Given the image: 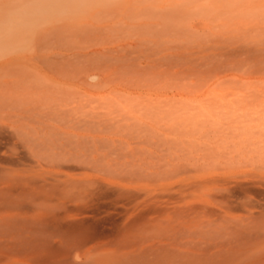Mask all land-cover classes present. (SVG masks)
Listing matches in <instances>:
<instances>
[{
    "label": "rangeland",
    "instance_id": "1",
    "mask_svg": "<svg viewBox=\"0 0 264 264\" xmlns=\"http://www.w3.org/2000/svg\"><path fill=\"white\" fill-rule=\"evenodd\" d=\"M51 263L264 264V0H0V264Z\"/></svg>",
    "mask_w": 264,
    "mask_h": 264
},
{
    "label": "bare ground",
    "instance_id": "2",
    "mask_svg": "<svg viewBox=\"0 0 264 264\" xmlns=\"http://www.w3.org/2000/svg\"><path fill=\"white\" fill-rule=\"evenodd\" d=\"M125 66V65H124ZM92 67V66H91ZM106 67V66H105ZM119 69H120V67H118ZM130 68H131V66H130ZM89 69V68H88ZM121 72H123V71H125V70H120ZM135 73H138V71H135V70H133ZM99 72H101V71H99ZM129 74H131V73H129ZM5 134V133H4ZM9 138V137H8ZM7 138V139H8ZM93 138H95V137H93ZM6 139V140H7ZM12 139V138H11ZM3 141V140H2ZM8 141V140H7ZM91 141V140H90ZM99 141V140H98ZM13 143V142H12ZM89 143V142H88ZM84 144H86V143H84ZM94 144V143H93ZM97 144V143H96ZM96 144H94V145H96ZM86 146V145H85ZM93 147V146H92ZM87 149V148H86ZM99 149V148H98ZM97 148H96V150H98ZM87 151V150H86ZM99 151V150H98ZM63 164V163H62ZM72 165V164H71ZM17 167V166H16ZM58 167V166H57ZM67 167V166H66ZM77 167V166H76ZM59 168H61V167H59ZM68 168V167H67ZM65 169V168H64ZM73 170V169H72ZM91 202V201H90ZM89 202V203H90ZM87 208V207H86ZM82 209H84V208H82ZM69 211V210H68ZM82 211V210H81ZM78 212V211H77ZM58 215V214H57ZM61 219V218H60ZM50 222V221H49ZM74 223V222H73ZM78 223V222H77ZM77 223H75V225L73 224V226H75L76 227V224ZM79 225L81 224V223H78ZM68 225H70V224H68ZM85 225V224H84ZM53 226V225H52ZM55 226V225H54ZM56 227V226H55ZM65 227V226H64ZM71 227H72V224H71ZM71 227H69L70 229H71ZM74 227V228H75ZM78 227L82 230L83 228L82 227H80V226H77V228L76 229H78ZM87 227H89V226H87ZM73 229V228H72ZM87 230V229H86ZM93 230V229H92ZM47 231V230H46ZM56 231H58V228H57V230ZM73 231V230H72ZM76 231V230H75ZM74 231V232H75ZM83 231H85V230H83ZM82 231V232H83ZM86 233V232H85ZM89 235V234H88ZM16 242V241H15ZM40 242V241H39ZM52 264V263H51Z\"/></svg>",
    "mask_w": 264,
    "mask_h": 264
}]
</instances>
